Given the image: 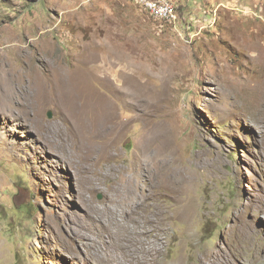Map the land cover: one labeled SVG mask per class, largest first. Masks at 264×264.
<instances>
[{"label": "rangeland", "instance_id": "1", "mask_svg": "<svg viewBox=\"0 0 264 264\" xmlns=\"http://www.w3.org/2000/svg\"><path fill=\"white\" fill-rule=\"evenodd\" d=\"M169 1L0 0V264L262 263L264 0Z\"/></svg>", "mask_w": 264, "mask_h": 264}, {"label": "bare ground", "instance_id": "2", "mask_svg": "<svg viewBox=\"0 0 264 264\" xmlns=\"http://www.w3.org/2000/svg\"><path fill=\"white\" fill-rule=\"evenodd\" d=\"M74 77V76H73ZM15 92V91H14ZM257 106V119L258 121L262 120L264 118V102L262 103H256ZM109 113V112H108ZM103 119V118H102ZM104 120V119H103ZM257 124V123H256ZM101 126V125H100ZM140 164V163H139ZM142 166V163H141ZM146 167V166H145ZM144 168V166H143ZM139 168L136 170L132 175L126 176L125 182L123 187L121 185L116 186L115 190L112 194V199L111 202L105 207V211L103 212V216L107 221H110L113 224V230L111 229L108 232V235H113L116 238H122L123 241L125 240L130 241V234L128 230L127 233L122 230V227L125 226V219L123 215L127 213L131 207L133 206L132 204L136 202V200L140 203H145V198L141 199L143 197L142 195L147 193V187H143L140 183V180L144 177L149 175L150 173L146 171V169ZM152 171V170H151ZM169 172V168L165 170L164 174H166L165 177H167V174ZM172 174H176V169L171 171ZM153 174V172H152ZM170 175V173H169ZM150 176V175H149ZM170 177V176H169ZM169 177L168 180H169ZM174 177V176H173ZM175 178V177H174ZM171 180V179H170ZM172 183V182H171ZM120 184V183H119ZM172 185V184H171ZM169 183H165L162 185L166 189V191H171L172 187ZM142 193V194H141ZM151 204V212L156 213L157 211H161L160 203L158 201V198L153 197V199L150 201ZM138 205V204H137ZM138 210V209H137ZM149 211V210H148ZM146 215V214H145ZM158 221V220H157ZM136 224V223H135ZM103 225V224H102ZM145 230V229H144ZM147 230V229H146ZM145 230V231H146ZM137 231V230H136ZM132 232V231H131ZM252 232V231H250ZM100 237V236H99ZM106 237V236H105ZM95 240V238H94ZM106 240V239H105ZM92 242V241H91ZM101 242H104L101 241ZM111 242V241H110ZM126 243V242H125ZM132 243V242H131ZM104 245V244H103ZM124 246V245H122ZM121 247V246H120ZM133 247V246H132ZM257 247L259 249L258 255L253 259V262L261 261V264H264V242L263 243H258L257 242ZM90 257L91 259H94L95 261L101 262V264H107L105 260V254L103 252L104 248L102 244L98 245L95 242L90 243ZM122 248V247H121ZM123 249V248H122ZM127 249V248H126ZM135 249V248H134ZM125 250V249H123ZM136 250V249H135ZM112 251V250H111ZM127 252V251H126ZM134 252V251H133ZM132 252V253H133ZM139 252V251H137ZM112 253V252H111ZM119 253V252H117ZM131 253V252H130ZM129 254V253H128ZM124 255V254H123ZM130 255V254H129ZM139 255V254H138ZM126 256V255H125ZM107 257V255H106ZM119 257V255H118ZM137 257V256H136ZM237 257H241V251L238 250L237 253L235 254H230V257L227 259L228 264H238V261L236 260ZM146 258V257H145ZM141 262V261H140ZM110 263V262H109ZM118 263V262H117Z\"/></svg>", "mask_w": 264, "mask_h": 264}, {"label": "built area", "instance_id": "3", "mask_svg": "<svg viewBox=\"0 0 264 264\" xmlns=\"http://www.w3.org/2000/svg\"><path fill=\"white\" fill-rule=\"evenodd\" d=\"M143 8L148 11L153 17L174 20L177 13L173 3L169 0H138Z\"/></svg>", "mask_w": 264, "mask_h": 264}, {"label": "water", "instance_id": "4", "mask_svg": "<svg viewBox=\"0 0 264 264\" xmlns=\"http://www.w3.org/2000/svg\"><path fill=\"white\" fill-rule=\"evenodd\" d=\"M48 115H49L50 117L53 116L52 111H49Z\"/></svg>", "mask_w": 264, "mask_h": 264}]
</instances>
